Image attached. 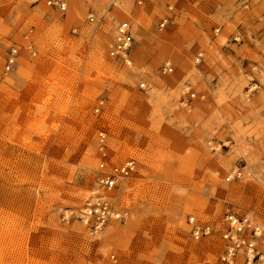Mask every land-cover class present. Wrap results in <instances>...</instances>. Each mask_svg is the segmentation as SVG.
<instances>
[{
  "label": "rangeland",
  "instance_id": "1",
  "mask_svg": "<svg viewBox=\"0 0 264 264\" xmlns=\"http://www.w3.org/2000/svg\"><path fill=\"white\" fill-rule=\"evenodd\" d=\"M45 1L0 0V264H219L228 213L261 226L264 264V0ZM100 131L108 163L136 161L110 191ZM98 193L124 217L94 232L78 217Z\"/></svg>",
  "mask_w": 264,
  "mask_h": 264
},
{
  "label": "built area",
  "instance_id": "2",
  "mask_svg": "<svg viewBox=\"0 0 264 264\" xmlns=\"http://www.w3.org/2000/svg\"><path fill=\"white\" fill-rule=\"evenodd\" d=\"M123 0H107L109 7H116ZM137 4L141 0H136ZM45 4L59 12L65 13L67 4L65 0H46ZM89 20L92 22L94 17L91 15ZM168 22V18H164L159 23V29H163ZM134 39L132 32V24L122 21L117 24L114 30L113 41L110 46L108 55L112 58H118L123 61L127 59L129 52L133 47ZM19 49L16 44L9 47L4 61V71H11L18 56ZM201 54L197 55L199 61ZM162 75L172 72L169 65H164L160 70ZM140 88H145V84L141 83ZM191 97L194 95L191 94ZM98 109H95L97 112ZM106 133L100 131L97 137V145L100 153V161L97 167L96 183L99 187L106 191L115 189L119 183L127 178L136 168V161L129 159L119 165L108 163ZM233 178L240 177L239 172L233 173ZM230 180V177L226 179ZM124 216L118 213L110 201L108 194L98 193L86 199L81 210L79 211L80 221L89 227L92 231H100L111 219H122ZM191 226V236L193 239H199L211 234L209 226L199 225L194 217L188 218ZM224 228L220 231V240L222 242V250L218 257L219 264H259L262 259V252L259 245L263 240L261 226L254 222L248 215L239 213H228L223 218ZM85 264H94L87 261ZM104 264V263H103ZM105 264H118L116 257L110 254Z\"/></svg>",
  "mask_w": 264,
  "mask_h": 264
},
{
  "label": "bare ground",
  "instance_id": "3",
  "mask_svg": "<svg viewBox=\"0 0 264 264\" xmlns=\"http://www.w3.org/2000/svg\"><path fill=\"white\" fill-rule=\"evenodd\" d=\"M66 1V0H65ZM66 4H67V2H66ZM109 6V5H108ZM67 10V9H66ZM196 61H197V57H196ZM108 233H110V234H113L114 233V230L113 229H110L109 231H108Z\"/></svg>",
  "mask_w": 264,
  "mask_h": 264
}]
</instances>
